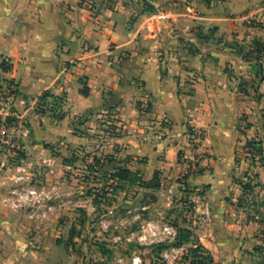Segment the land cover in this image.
<instances>
[{"label":"crops","instance_id":"0c3cea01","mask_svg":"<svg viewBox=\"0 0 264 264\" xmlns=\"http://www.w3.org/2000/svg\"><path fill=\"white\" fill-rule=\"evenodd\" d=\"M87 1L0 0V89L16 84L20 119L17 148L0 145V264H74L60 242L92 203L74 171L90 146L95 176H156L220 225L243 148L264 134V0ZM48 90L61 119L38 108ZM193 128L206 132L196 150Z\"/></svg>","mask_w":264,"mask_h":264},{"label":"rangeland","instance_id":"374dc122","mask_svg":"<svg viewBox=\"0 0 264 264\" xmlns=\"http://www.w3.org/2000/svg\"><path fill=\"white\" fill-rule=\"evenodd\" d=\"M259 135L239 157L230 218L220 225L167 182L158 188L95 176V163L85 168L86 157L93 156L90 146L74 171L92 203L75 205L70 237L61 245L73 250L74 264H136L133 257L137 264H264V134ZM115 250L128 256L118 257Z\"/></svg>","mask_w":264,"mask_h":264},{"label":"built area","instance_id":"2783aa9c","mask_svg":"<svg viewBox=\"0 0 264 264\" xmlns=\"http://www.w3.org/2000/svg\"><path fill=\"white\" fill-rule=\"evenodd\" d=\"M82 3L91 6V3L87 0H82ZM258 11H264V4L258 7ZM242 19H245V21H257L254 15L246 14L242 17ZM17 101V87L15 83H8L5 87L0 89V128L2 129V137L0 141V145H3L6 148L12 149L17 148V144L15 142V137H13V134L10 133V130L12 127L20 125L19 123V116L16 113L15 109V102ZM164 123L167 125L168 121H164ZM154 136L161 137V134H154ZM145 140L148 139V133L145 132ZM206 139V132L204 130L193 128L188 132V146L191 148V150L200 149L203 147V143ZM88 165H86V169H89V166L94 163V158H91V160H87ZM193 165H187L185 171L182 174V177L184 178L187 176L190 172L194 170ZM16 171L22 173L24 171V166L19 165L16 166ZM12 179H15V177H11ZM16 179H22V177H18ZM206 212L208 213L209 210L206 209ZM135 263L137 264L139 258H135Z\"/></svg>","mask_w":264,"mask_h":264},{"label":"trees","instance_id":"16d2710c","mask_svg":"<svg viewBox=\"0 0 264 264\" xmlns=\"http://www.w3.org/2000/svg\"><path fill=\"white\" fill-rule=\"evenodd\" d=\"M257 50H260V52L264 49V45H260L257 46ZM5 69H7L5 66H3ZM263 80H264V76H263ZM83 94L87 95L88 94V90L87 88L83 89ZM49 99L52 101L51 104L52 106H50L51 104L48 105ZM63 102V97L62 96H56L54 95L50 90L46 91L39 99V104H38V108L41 112L45 111L44 107L49 108V110L54 114V116L58 119H61L64 117V113L61 110V105ZM49 106V107H48ZM95 164L97 166H99V161L97 159L94 160ZM91 166H89L90 168ZM120 177V176H119ZM121 179H124V175H121ZM152 186H159V182H158V177H154V179L152 180L151 183H149Z\"/></svg>","mask_w":264,"mask_h":264}]
</instances>
